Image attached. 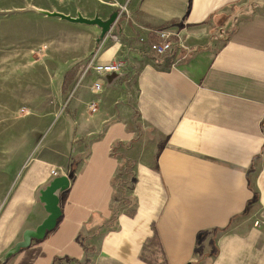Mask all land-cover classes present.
Returning a JSON list of instances; mask_svg holds the SVG:
<instances>
[{
    "label": "crops",
    "instance_id": "crops-1",
    "mask_svg": "<svg viewBox=\"0 0 264 264\" xmlns=\"http://www.w3.org/2000/svg\"><path fill=\"white\" fill-rule=\"evenodd\" d=\"M115 1L127 12L103 45L96 26L46 14L78 8L15 5L43 21L27 46L48 44L39 59L0 62V264H148L150 242L168 264H264V0ZM159 31L183 41L164 57L150 51ZM10 34L1 51L24 45ZM97 51L98 64L125 63L101 93L85 76ZM52 169L70 180L62 215L18 248L49 215ZM121 170L137 209L115 217Z\"/></svg>",
    "mask_w": 264,
    "mask_h": 264
},
{
    "label": "rangeland",
    "instance_id": "rangeland-1",
    "mask_svg": "<svg viewBox=\"0 0 264 264\" xmlns=\"http://www.w3.org/2000/svg\"><path fill=\"white\" fill-rule=\"evenodd\" d=\"M27 1L28 0H0V49L4 45V39L2 38L8 32L12 33L10 34L11 36L16 35L18 37V39H16L15 41H20L25 45L24 46V45L16 44L17 45L16 47L8 48V49L6 48V51L0 50V62L27 61V60H34V58L39 59L40 55L44 54L45 51L47 50V48L44 49V46L48 44L47 41L41 42L37 47L27 46V45H33L35 44L34 42L40 41L41 37L43 36L41 33V29L43 28L41 25L43 21L40 20L42 19L40 18V16L32 12H24L17 14L14 11L16 7L15 5H18L20 3H21L20 5H22L24 2ZM50 1L53 3V6L55 8L59 7L58 3H61L62 6L67 7L69 10H75L76 8H78V10L80 11L78 15L84 16L82 14L83 12L84 14L91 16L90 19L99 17L103 20H108L113 13L115 12L120 13L123 7L126 8L128 7L127 5H123V4L120 5L116 3L115 0H113V3H111V5H104L98 8L92 7L91 0H79L77 2L75 0H50ZM96 27L100 29L98 26ZM13 30L16 32H13ZM28 32L33 33L32 35H34V37L32 40L29 39ZM5 40H9V39H5ZM29 57H31V59H29ZM6 77L7 76H2V74L0 73V81ZM11 78L14 77L11 76ZM115 203L119 205V201ZM115 208L116 207H114V209ZM128 209L131 208L129 207Z\"/></svg>",
    "mask_w": 264,
    "mask_h": 264
},
{
    "label": "water",
    "instance_id": "water-1",
    "mask_svg": "<svg viewBox=\"0 0 264 264\" xmlns=\"http://www.w3.org/2000/svg\"><path fill=\"white\" fill-rule=\"evenodd\" d=\"M46 14L48 16L58 17L71 23L98 26L101 29V35L98 40L99 44L104 40L106 35L111 31L112 27L120 18L119 12L113 13L108 20H103L99 17L89 19L82 15H78V17H71L61 13ZM69 187V178L62 176L53 179L50 185L41 191L40 201L45 205V209L49 215L36 230H27L24 233V242L21 243L18 248L28 247L34 239L42 240L48 231H51L56 227L57 222L62 215L59 192L65 191L69 189Z\"/></svg>",
    "mask_w": 264,
    "mask_h": 264
},
{
    "label": "built area",
    "instance_id": "built-area-1",
    "mask_svg": "<svg viewBox=\"0 0 264 264\" xmlns=\"http://www.w3.org/2000/svg\"><path fill=\"white\" fill-rule=\"evenodd\" d=\"M126 12H127V8L123 7L119 14L121 16L123 13H126ZM112 29H113V27H112ZM112 29L106 35V37L100 43V45H103L108 39H111L114 41L119 40L118 36L112 34ZM157 35L159 37V41L152 43L150 45V51L157 57H164L165 55H167V53L172 51L173 40L175 38H178L179 40H181V43L183 42L182 39L180 38L179 34L169 33V32H165V31H159L157 33ZM98 54H99V52L97 51L93 55H91L87 65H86L85 76L88 73L94 72L98 77H100L94 83L93 89L96 93H101L103 90V80H102L103 77H105L106 75H110V74H122L124 72V69H125V63L122 61H115V62L108 63V64H98V63H96ZM89 108H90L91 112H93V113L96 112L97 108H98V101L92 102L90 104ZM51 176L53 178L59 177L60 176L59 170L52 169L51 170ZM261 224H264V220H262V219L261 220L258 219L254 223L255 226H260Z\"/></svg>",
    "mask_w": 264,
    "mask_h": 264
},
{
    "label": "trees",
    "instance_id": "trees-1",
    "mask_svg": "<svg viewBox=\"0 0 264 264\" xmlns=\"http://www.w3.org/2000/svg\"><path fill=\"white\" fill-rule=\"evenodd\" d=\"M124 174L125 171L121 170V172L119 173V177L113 181V185L119 191V194H116L115 199L113 200L115 202L119 201V205H117L118 208L116 207L113 212L115 217L122 213L134 215L137 209L132 194L134 181H132V179L127 176L123 179ZM252 186L254 188V183L252 184ZM129 207L131 209H128ZM141 259L147 262L148 264H168L165 253L163 252L161 246H158L156 242H150V244H145Z\"/></svg>",
    "mask_w": 264,
    "mask_h": 264
}]
</instances>
